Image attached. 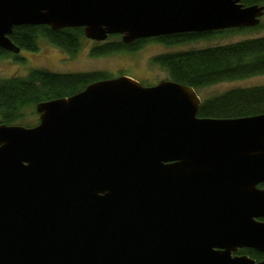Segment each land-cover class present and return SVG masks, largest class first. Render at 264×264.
<instances>
[{
	"label": "water",
	"instance_id": "water-1",
	"mask_svg": "<svg viewBox=\"0 0 264 264\" xmlns=\"http://www.w3.org/2000/svg\"><path fill=\"white\" fill-rule=\"evenodd\" d=\"M241 0H0L16 25L122 42L259 23ZM196 90L118 75L0 123V264H264V113L197 116Z\"/></svg>",
	"mask_w": 264,
	"mask_h": 264
},
{
	"label": "trees",
	"instance_id": "trees-1",
	"mask_svg": "<svg viewBox=\"0 0 264 264\" xmlns=\"http://www.w3.org/2000/svg\"><path fill=\"white\" fill-rule=\"evenodd\" d=\"M241 2L243 5H264V0ZM241 28L163 35L136 39L130 43L122 42L119 34H111L91 46L89 51L95 56L131 52L151 41L173 46L209 39ZM8 37L20 50L37 51L41 39L69 56H74L86 39L82 27L53 30L47 25L27 24L14 26ZM11 54L18 58L17 53L0 47V58ZM150 62L162 68L168 79L191 86L195 90L220 82L264 75V35L206 47L162 52L151 57ZM109 77L111 75L102 71L61 73L45 68H31L24 76L0 78V123L22 125L21 120L25 118L27 111L32 112L29 109L35 111L36 103L69 96L82 90L90 82ZM258 113H264V85L234 87L200 99L197 116L225 118ZM261 186L264 187V183ZM236 253L247 254L257 261L264 259V252L255 249L241 248Z\"/></svg>",
	"mask_w": 264,
	"mask_h": 264
},
{
	"label": "rangeland",
	"instance_id": "rangeland-1",
	"mask_svg": "<svg viewBox=\"0 0 264 264\" xmlns=\"http://www.w3.org/2000/svg\"><path fill=\"white\" fill-rule=\"evenodd\" d=\"M264 35V11L256 26L241 28L228 33H221L209 39H198L189 43L167 45L158 42H145L136 51L115 52L108 55H91V46L101 42L91 39L83 40V44L74 56L67 55L44 40H39L37 51L19 50L15 58L12 54L0 58V78L11 76H24L31 68H45L54 72H91L102 71L115 77L125 75L138 80L144 85L155 84L160 80L168 79L167 73L160 67L150 62L151 57L162 52L184 50L189 48L206 47L215 44H223L238 41L245 38H253ZM264 85V75L249 78L225 81L196 90L200 99L219 94L234 87H246ZM21 122L28 125L37 123V113L29 109Z\"/></svg>",
	"mask_w": 264,
	"mask_h": 264
},
{
	"label": "flooded vegetation",
	"instance_id": "flooded-vegetation-1",
	"mask_svg": "<svg viewBox=\"0 0 264 264\" xmlns=\"http://www.w3.org/2000/svg\"><path fill=\"white\" fill-rule=\"evenodd\" d=\"M247 28V27H246ZM221 30H224V29H220V31ZM203 32H205V31H203ZM181 33H186V32H181ZM175 34H179V33H173V34H168V35H175ZM164 36H167V35H164ZM250 249H252V248H250ZM245 255H247V254H245ZM248 257H250L249 255H247ZM257 261V260H256Z\"/></svg>",
	"mask_w": 264,
	"mask_h": 264
}]
</instances>
